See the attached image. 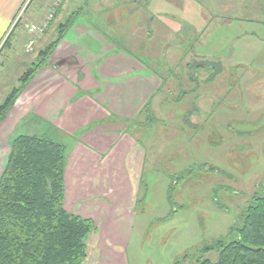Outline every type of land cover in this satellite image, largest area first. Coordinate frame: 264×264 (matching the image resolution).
<instances>
[{
	"label": "rangeland",
	"instance_id": "rangeland-1",
	"mask_svg": "<svg viewBox=\"0 0 264 264\" xmlns=\"http://www.w3.org/2000/svg\"><path fill=\"white\" fill-rule=\"evenodd\" d=\"M37 1L25 0L1 41L0 104L18 85L20 75L40 58V51L56 38L67 14L95 18L94 10L90 7L91 14L84 6L85 0H73L63 10V20L57 21L67 1L63 0L54 6L55 15L47 29L30 33V25L44 20L50 10V5ZM195 1L149 0L144 6L149 12L140 4L138 12L131 9L133 6H125L119 8V18L110 20L115 32L127 35L136 19L143 23L149 14L161 16L163 11L174 19L167 22L174 33L169 39L167 63L162 54H155L149 64L164 81L151 106L155 119L148 121V114H141L135 119L136 125L132 120H118L125 132L128 130L145 147L140 191L131 210L133 228L126 237L121 234V245L109 249L118 259L125 256V264H196L206 258L216 261L218 253L204 254L203 247L235 236L241 214L264 185V0ZM36 8L42 16L29 21V12ZM160 27L161 22H153L149 33L152 42L159 45L167 41L168 32ZM30 39L34 43L27 50ZM127 39L121 40L122 44L132 45L124 42ZM138 46L134 45L133 51H139ZM213 60L221 61L224 69L218 66L216 76L208 81L214 70L194 67ZM34 117L21 133L55 139L66 136L52 128L56 124L51 121ZM87 138L90 144L99 140L93 135ZM89 140L84 144L90 146ZM140 159L141 153L136 150L128 157L134 163ZM102 182L109 185L104 179ZM72 206L83 215L99 217L102 213L78 201ZM93 261L88 264H95Z\"/></svg>",
	"mask_w": 264,
	"mask_h": 264
},
{
	"label": "crops",
	"instance_id": "crops-1",
	"mask_svg": "<svg viewBox=\"0 0 264 264\" xmlns=\"http://www.w3.org/2000/svg\"><path fill=\"white\" fill-rule=\"evenodd\" d=\"M72 1L65 2L58 12L57 21L63 20L65 16L62 12L65 7H70ZM148 1L85 0L84 6L89 8L91 14L90 11L94 10L95 18L90 19L87 15L77 17L49 62L37 71L0 125V178L8 161L13 136L22 131L33 116L37 120L43 117L45 121H51L56 124L52 128L66 134L64 138L50 137L63 142L67 149L65 208L93 219L97 226V231L89 239V255L84 264L91 260L95 264L126 263L125 256L118 259L109 249L121 245V234L126 237L128 230L130 232L133 228L134 219L130 224L131 210L135 208L137 191H140L145 147L136 138L134 140L128 130L125 132L118 120L134 121L145 114L148 104L153 106L155 96L161 91L163 78L161 80L149 64L153 62L155 54H162L165 62L168 59L169 39L174 33L167 27V22L174 19L168 12L162 11L159 13L161 16L149 14L143 23L136 19L128 28L127 35L122 31L115 32L110 20L113 16L116 19L121 15L119 8L133 6L131 9L137 11L140 4L145 10ZM193 1L195 4L196 1ZM24 2L0 0V43ZM37 4L49 6L50 0H38ZM145 11L149 12L148 9ZM40 16L42 14L36 8L29 12L27 18L37 21ZM151 17L153 22H161L160 30H168L167 41H162L160 45L152 42L153 37L149 34L153 31V22L149 23ZM184 24L187 26V23ZM124 37H128L124 42L140 45L139 51H133L132 45L131 48L122 44ZM107 133L113 135V139L104 135ZM92 135L94 138L98 136L99 140L95 139L90 144L87 137ZM78 136H81V142ZM87 140L90 146L84 144ZM135 150L141 153L139 163L128 160ZM103 179L109 183L108 186L104 185ZM76 201L87 209L102 210L100 218L74 210L72 205Z\"/></svg>",
	"mask_w": 264,
	"mask_h": 264
},
{
	"label": "trees",
	"instance_id": "trees-1",
	"mask_svg": "<svg viewBox=\"0 0 264 264\" xmlns=\"http://www.w3.org/2000/svg\"><path fill=\"white\" fill-rule=\"evenodd\" d=\"M77 16L75 12L59 24L56 38L20 75L18 85L0 104V125ZM218 66L224 69L221 61L198 63L194 68L214 70L209 81L216 76ZM147 106L145 114L148 121H153L151 105ZM131 123L137 124L135 120ZM67 160L63 142L37 133L19 132L13 136L0 178V264H84L87 260L88 242L97 226L93 219L65 208ZM241 216L233 238L218 239L203 247L204 254L216 251L217 260L200 259L196 264H264V185L253 194Z\"/></svg>",
	"mask_w": 264,
	"mask_h": 264
},
{
	"label": "built area",
	"instance_id": "built-area-1",
	"mask_svg": "<svg viewBox=\"0 0 264 264\" xmlns=\"http://www.w3.org/2000/svg\"><path fill=\"white\" fill-rule=\"evenodd\" d=\"M50 1H52V0H50ZM53 1H54V4H53V2H52V4H50V10H49L47 16L44 18V20L40 21L38 24H35V25H32V26L30 25V27H29V32L30 33L33 32L35 34V30H40L39 32H43L44 30L47 29L48 24L52 21L54 15H55L54 6H58L60 4V2L63 1V0H53ZM28 2H29V0H28ZM57 2H58V4H57ZM13 24H14V22H13ZM13 24H12V26H13ZM8 33H9V31L7 32L5 37L8 35ZM5 37H4V39H5ZM4 39L2 40V42L4 41ZM29 41L30 42L27 45V50H30V48H32L31 45L34 43L32 41V39H30Z\"/></svg>",
	"mask_w": 264,
	"mask_h": 264
}]
</instances>
